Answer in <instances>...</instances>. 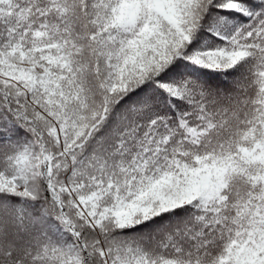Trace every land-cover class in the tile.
<instances>
[{"label":"snow or ice","instance_id":"obj_1","mask_svg":"<svg viewBox=\"0 0 264 264\" xmlns=\"http://www.w3.org/2000/svg\"><path fill=\"white\" fill-rule=\"evenodd\" d=\"M0 264H264V0H0Z\"/></svg>","mask_w":264,"mask_h":264}]
</instances>
